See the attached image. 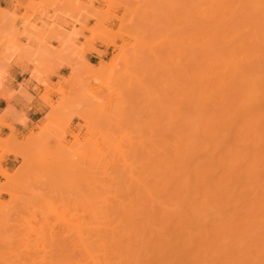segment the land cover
<instances>
[{"label": "bare ground", "instance_id": "bare-ground-1", "mask_svg": "<svg viewBox=\"0 0 264 264\" xmlns=\"http://www.w3.org/2000/svg\"><path fill=\"white\" fill-rule=\"evenodd\" d=\"M172 4L176 59L163 47L156 59L176 99L173 120L142 142L139 158L136 149L121 156L134 162L136 200L118 169L130 189L119 184L118 195L115 179L113 199L87 204L77 264H264V0ZM35 40L28 31L6 39L18 47L0 54V82L10 52Z\"/></svg>", "mask_w": 264, "mask_h": 264}, {"label": "rangeland", "instance_id": "rangeland-1", "mask_svg": "<svg viewBox=\"0 0 264 264\" xmlns=\"http://www.w3.org/2000/svg\"><path fill=\"white\" fill-rule=\"evenodd\" d=\"M172 3L9 0L0 4V35L4 32L0 54L5 47H18L6 39L19 31L36 36L27 51L19 52L24 49L19 47L10 52L6 63L12 58L28 62L41 86L44 76L54 81H47L39 95L47 110L33 129L19 139L11 135L0 140V162L7 155L17 159L12 171L0 168V264H77L75 235L79 221L87 217V204L97 197L113 199L116 195L107 194L116 187L121 190V179L131 188L129 199L138 191L135 184L141 187L138 179L130 180L137 175L135 169L128 174L134 162L127 168L122 157H132L136 149L139 158L142 142L156 140L161 121H172L177 108L170 78L165 72L168 80H164L156 59L163 48L173 62L176 59L177 13ZM20 38L15 43L20 45ZM103 65L107 68L100 71ZM61 66L67 67L65 76L56 74ZM112 170H122L124 176L117 172L118 180ZM118 190V195L124 191Z\"/></svg>", "mask_w": 264, "mask_h": 264}, {"label": "crops", "instance_id": "crops-1", "mask_svg": "<svg viewBox=\"0 0 264 264\" xmlns=\"http://www.w3.org/2000/svg\"><path fill=\"white\" fill-rule=\"evenodd\" d=\"M8 1L0 0V4ZM27 1L18 0L20 4ZM26 43V38H20L21 45ZM43 45L47 46L45 42ZM96 49L105 51L100 45H96ZM90 56L93 57V55ZM6 67L0 82V140H5L11 135L19 139L33 129L47 110L46 105L39 98L40 93L43 92V86H46L47 81L54 82L52 77L44 76V85H39L31 75L33 67L28 62H20L17 58L10 59ZM66 71L67 67L61 66L56 70V74L65 76ZM16 163L17 159L14 156L7 155L1 160L0 168L12 171Z\"/></svg>", "mask_w": 264, "mask_h": 264}]
</instances>
